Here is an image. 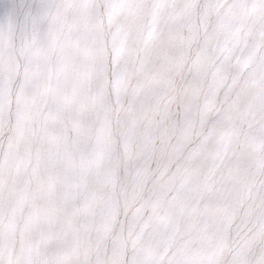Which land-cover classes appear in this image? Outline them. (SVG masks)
<instances>
[{"label": "snow or ice", "instance_id": "1", "mask_svg": "<svg viewBox=\"0 0 264 264\" xmlns=\"http://www.w3.org/2000/svg\"><path fill=\"white\" fill-rule=\"evenodd\" d=\"M0 264H264V0L11 6Z\"/></svg>", "mask_w": 264, "mask_h": 264}, {"label": "rangeland", "instance_id": "2", "mask_svg": "<svg viewBox=\"0 0 264 264\" xmlns=\"http://www.w3.org/2000/svg\"><path fill=\"white\" fill-rule=\"evenodd\" d=\"M21 0H0V19H3L9 8L13 5H19Z\"/></svg>", "mask_w": 264, "mask_h": 264}]
</instances>
